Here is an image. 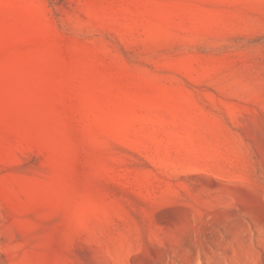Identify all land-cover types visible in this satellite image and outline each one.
Segmentation results:
<instances>
[{
  "label": "rangeland",
  "instance_id": "obj_1",
  "mask_svg": "<svg viewBox=\"0 0 264 264\" xmlns=\"http://www.w3.org/2000/svg\"><path fill=\"white\" fill-rule=\"evenodd\" d=\"M0 264H264V0H0Z\"/></svg>",
  "mask_w": 264,
  "mask_h": 264
}]
</instances>
